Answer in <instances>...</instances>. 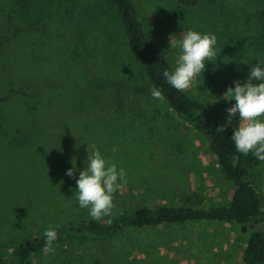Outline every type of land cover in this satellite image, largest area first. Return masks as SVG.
I'll list each match as a JSON object with an SVG mask.
<instances>
[{
    "label": "rangeland",
    "instance_id": "obj_1",
    "mask_svg": "<svg viewBox=\"0 0 264 264\" xmlns=\"http://www.w3.org/2000/svg\"><path fill=\"white\" fill-rule=\"evenodd\" d=\"M132 1L172 69L170 38L188 29L216 35V56L184 91L210 126L234 129L238 116L228 121L226 110L235 101L224 93L264 60V0ZM151 88L108 0H0V264L46 229L92 219L65 174L83 170L92 145L126 170L100 221L127 207L229 204L234 189L208 139ZM253 180L264 198V164ZM242 228L204 221L71 235L33 264H243L250 231Z\"/></svg>",
    "mask_w": 264,
    "mask_h": 264
},
{
    "label": "trees",
    "instance_id": "obj_2",
    "mask_svg": "<svg viewBox=\"0 0 264 264\" xmlns=\"http://www.w3.org/2000/svg\"><path fill=\"white\" fill-rule=\"evenodd\" d=\"M113 6L128 39V47L136 61L142 66L152 87L162 90L165 100L171 108L210 143V151L216 156L220 169L231 182L234 192L227 205L208 209L193 207H172L168 205L148 207H127L117 215L103 220H70L54 230L57 240L54 247L71 235H88L98 238H110L128 229H143L160 225H183L196 222H221L250 226L243 253V264H264V198L253 180L254 172L262 164L252 153L243 155L236 151L231 139L233 128L212 127L205 119L203 105L186 91H178L168 85L162 72L172 70L163 50L148 38L139 20L137 9L132 0H108ZM184 6L194 7L198 0H179ZM44 234L18 245L9 264H33L34 259L47 253L43 251Z\"/></svg>",
    "mask_w": 264,
    "mask_h": 264
},
{
    "label": "clouds",
    "instance_id": "obj_3",
    "mask_svg": "<svg viewBox=\"0 0 264 264\" xmlns=\"http://www.w3.org/2000/svg\"><path fill=\"white\" fill-rule=\"evenodd\" d=\"M216 44L214 33H200L193 29L183 32L182 38L178 40L170 38V45L178 49V58L172 70L165 69L162 72L166 83L178 91L194 86L205 70L206 62H211L216 56ZM233 84L234 87H229L224 93L226 100L235 101L226 110L228 121L238 116V125L231 139L237 152L243 155L251 152L264 164V60L258 59L257 65L251 67L246 81L234 80ZM150 93L153 99L164 102L165 97L160 88L152 87ZM112 151L117 152V147L113 146ZM83 164V170L73 165L65 174L75 178V197L79 208L86 209L92 220L100 221L111 214L113 194L121 186L119 182H124L126 170L122 167L118 169L115 163L106 160L95 145H92L91 152L88 151ZM77 171L78 178L74 176ZM44 237L43 251L54 253L56 231L46 229Z\"/></svg>",
    "mask_w": 264,
    "mask_h": 264
},
{
    "label": "water",
    "instance_id": "obj_4",
    "mask_svg": "<svg viewBox=\"0 0 264 264\" xmlns=\"http://www.w3.org/2000/svg\"><path fill=\"white\" fill-rule=\"evenodd\" d=\"M255 227H256V224H251L249 227L248 226H243L242 231L246 232L248 230H253V229H255Z\"/></svg>",
    "mask_w": 264,
    "mask_h": 264
}]
</instances>
